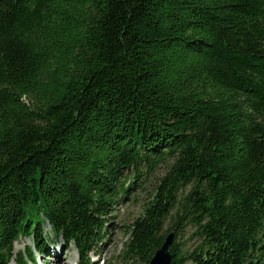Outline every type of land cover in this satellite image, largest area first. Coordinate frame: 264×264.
Segmentation results:
<instances>
[{"label": "trees", "instance_id": "obj_1", "mask_svg": "<svg viewBox=\"0 0 264 264\" xmlns=\"http://www.w3.org/2000/svg\"><path fill=\"white\" fill-rule=\"evenodd\" d=\"M158 169L122 258L264 264V0H0V264H91Z\"/></svg>", "mask_w": 264, "mask_h": 264}, {"label": "rangeland", "instance_id": "obj_2", "mask_svg": "<svg viewBox=\"0 0 264 264\" xmlns=\"http://www.w3.org/2000/svg\"><path fill=\"white\" fill-rule=\"evenodd\" d=\"M163 174V170L148 172L137 176L134 170L127 171V184L130 181L135 185L127 193L126 197L118 203L112 204L105 214V229L103 235L97 239L88 258L91 264H144L142 261L122 258L124 243L130 239V226L140 216L143 204L150 198L157 176ZM143 177V178H142ZM143 180V181H142ZM131 182V183H132ZM126 184V185H127ZM112 211L111 216L110 211ZM180 243L185 249H191L195 245L192 230L187 228L180 238ZM31 244L29 239L20 238L15 242L14 249H24ZM48 254H36L35 264H77L79 254L74 247H67L62 240H54L48 243ZM29 260L27 264H34ZM9 264H16L11 261Z\"/></svg>", "mask_w": 264, "mask_h": 264}, {"label": "water", "instance_id": "obj_3", "mask_svg": "<svg viewBox=\"0 0 264 264\" xmlns=\"http://www.w3.org/2000/svg\"><path fill=\"white\" fill-rule=\"evenodd\" d=\"M174 231H171L165 236L162 244L155 250L148 264H170L171 258L169 253V247L173 242ZM248 264H252L249 262Z\"/></svg>", "mask_w": 264, "mask_h": 264}]
</instances>
